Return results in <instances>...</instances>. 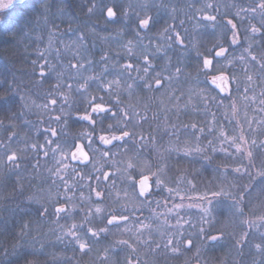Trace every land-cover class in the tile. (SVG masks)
<instances>
[{"label": "snow or ice", "instance_id": "6c2138e0", "mask_svg": "<svg viewBox=\"0 0 264 264\" xmlns=\"http://www.w3.org/2000/svg\"><path fill=\"white\" fill-rule=\"evenodd\" d=\"M88 2L90 6L87 8V12L89 14L94 15L96 12H100L101 15H104L106 13L107 20L109 21L118 20L121 17L129 18L128 13L122 5L109 4L105 0H88ZM53 7V3L48 2V0H45L38 10L35 9L32 0H0V33L6 36L12 33L18 18L25 19L26 26L29 28L34 21L37 24L43 21L46 25L51 20V17L55 15L52 11ZM141 7L144 9V14L136 15V37L140 36L139 30L150 31L155 23L154 18L148 15V6L145 4ZM213 7L214 5L211 2H207L201 8L196 9V11L200 13L202 21L212 22L213 25H216L217 16L206 12V9H213ZM58 11L61 15H64L63 9H58ZM172 11L175 12V9L173 8ZM216 11H219L218 7ZM241 12L258 14L260 26L257 27L254 24L248 25L244 30L246 46L243 47L240 55L235 57L231 55L230 49L232 46L241 45L240 25L234 22V19H243L240 16ZM234 19H228L226 24L223 25L224 44H228V47L217 43L214 46L217 49L214 51V55L211 52L205 54L198 53V55H202V58L197 65V77L195 80L197 87L195 90L192 88L188 89L189 98L185 103V108H187L192 103L194 93L199 102L204 105L205 111H210L208 108L209 100L216 103L218 107H223V100L220 98V94H224V99L232 101L230 105L232 116L229 117L227 112L224 113V119L228 120L231 129L229 130L225 125L220 124L214 112L211 113L210 120L205 122L203 126L192 122L185 124L183 127L192 129L191 136L195 141L194 145H190L192 151H201V137L203 136L204 139H207L208 146L213 150H215L217 143L221 144V150L223 151H227V149L223 148L224 143H227L229 147H234L236 153L240 154L241 159L246 156L249 164L254 168L255 164L253 160L256 157V153L264 150V139H261L258 143L255 137L250 138L249 134L245 132L243 124L239 120H236V105L238 98H243L244 100L251 99L254 102V96L248 95L254 83V76L258 75L261 83H264V0H256L254 6H250L249 8H241L234 14ZM173 33L174 35L169 34V28L164 27L158 33V36L161 40L170 42L167 45L169 48L173 44L182 46L184 41L180 33L175 32V29H173ZM229 33L231 34L230 43L228 40ZM17 34H14L13 38ZM52 35L54 34L50 33L49 46L52 43ZM78 40L82 45L85 37L81 35L78 37ZM257 46L260 49L259 55L256 54ZM122 47L123 56L128 59V62L120 63L119 60H116L115 63H112V58L107 54H102L100 57L104 65V72L109 70V64L115 70L111 79L105 78L103 72L90 74L76 88L82 102L86 105L83 108L84 114L80 115L79 119L88 122V130L81 132L69 142L58 133L56 128L49 126L43 130V144L31 143L27 145L28 148L35 150L37 154L43 152L45 157L49 156L48 149L51 148L56 167L55 169H48V171L55 175L64 186L62 199H57L52 204L54 215L57 223L65 217L71 221V223L60 225L61 234L57 236V240L64 242L67 237L69 238L68 243L74 246V250L78 248L85 254L91 251L92 245L97 243L101 237L106 239L109 235H115L116 233L123 235L134 230L138 233L139 237H142L144 235L143 230L149 229L150 223H145L136 213L143 211L144 208H148L154 215L147 219L150 221L158 220L159 217L155 215V210L152 207L153 198L156 196L162 197L163 205L160 200L155 201L156 208H159L161 206L166 207L169 200L174 201L175 197L180 196L177 181H169L167 179L165 172L167 166L166 157L163 153H159V148L156 147L155 134L152 132L145 134L143 131L141 121L147 122V115H141L131 103L125 106L126 102L123 93L126 92L128 94L129 100L137 94V90L141 92L144 90L153 93L159 92L161 96L169 93V98H171L174 95L173 83L179 82L182 76L186 77L184 67L178 63L171 65V67L165 65L158 71L154 66L155 53L164 52L166 55V49L160 44L156 45L152 54L148 53L147 48L138 50L133 40H128ZM120 55L121 53L117 52V56ZM40 56L43 57L44 53L41 52ZM168 59L170 63V58ZM87 63L91 65V59H88ZM237 63H239L241 72L243 73V80H241L240 75L236 72ZM40 67V75L43 77L45 76V72L43 71L44 65ZM71 67L76 68L77 72H79L80 69H85V64L82 62V59L78 58L77 63L72 64ZM253 69H256V71L253 72ZM201 75L204 77L205 82L214 85L219 90L215 96L207 94V88L199 87V77ZM93 81H95L96 85L95 94L89 90L90 84ZM59 86L58 83L57 87ZM68 91L69 93L72 91L71 84L68 85ZM61 95L64 97L63 104H67L72 109L69 96L63 92ZM261 96L264 97V91L261 92ZM0 99L7 100V97H0ZM179 99V97H176L177 101ZM57 102V99L50 100L52 105H56ZM260 104L264 105V99L260 100ZM43 107L47 108L48 105L45 104ZM72 110L80 111L79 108ZM176 110L177 112L180 111L178 103ZM63 111L64 109L61 107V112L63 113ZM261 111H264V109H261ZM53 119L60 122L61 116L57 115ZM2 123L0 121V124ZM171 127L176 129V131L169 134L177 135L179 131L177 126L172 125ZM248 128L251 131H259L261 135H264V119L258 122L257 129H252L251 123L248 124ZM48 133L56 139H49ZM14 135L15 133H12L9 136V141H11ZM208 136H212L213 139H208ZM52 145H55V147H51ZM147 147H152L159 154L161 163L155 165V171H153L151 166L144 168L140 165V160L142 159L140 149ZM0 148L4 149L3 155L0 156V166L9 167L10 170L21 166V161L24 158L23 154L27 150L26 148L13 150L10 144H3L2 142H0ZM168 151V149H165V152ZM185 154H188L187 150ZM228 154L232 155V153ZM116 156H123L125 159H109ZM5 160L7 163H5ZM105 164L115 170L106 171L104 169ZM234 171L240 173L241 169L237 167ZM117 173H119V176H117ZM245 173L249 176L250 182L259 178L258 183L264 185V164H262L255 174L247 167L245 168ZM77 177H79V181L95 180L97 183L94 186L92 184H82L79 183ZM117 179L121 181L120 186H117ZM55 182L53 180V183ZM184 183L190 182L184 180ZM85 187L89 189V194L85 196L84 192L80 191L77 197L76 191ZM246 188L247 186L240 189V193L237 194L235 202L232 205L235 212L240 215L244 214L242 204L245 197L252 195L251 192L246 191ZM113 191L117 193L114 199L112 195ZM261 191L264 192V188ZM121 193H123L125 198L131 200V210H129L128 204L121 200ZM213 194L220 195L221 193L217 192ZM57 195L60 196L61 194L58 193ZM34 199L33 196L28 197L30 202ZM180 199V203H173V208L176 210L174 215L177 217L178 228L183 223H188L180 215V210L184 207V197H180ZM77 200L79 203H77ZM109 200H112L115 205L111 210L106 206V202ZM35 203L40 204L37 211L41 216L49 214L48 205L41 203L39 199H35ZM191 206L190 204L189 207ZM202 211L208 213L209 209H203ZM169 213H172V209H169ZM261 220H264V217H261ZM245 222L247 223V221ZM28 228L29 225L27 223L23 224L20 234L27 235L26 230ZM200 233L206 239L213 242L220 238L205 231L203 227L200 228ZM178 234L191 247V239L183 237L182 232H178ZM246 237L247 233L241 236V240H244ZM261 240L262 243L256 244L255 247L257 252L264 255V235L261 236ZM116 242L131 249L132 252L136 251L128 239H118ZM144 242L147 243V241ZM237 243H240V241H237ZM165 246H172L174 252L178 251L171 239L166 241ZM107 260L108 257L105 254L102 257L101 264H107ZM8 264H11V261ZM24 264H34V261L25 256ZM126 264H132L131 259L126 260Z\"/></svg>", "mask_w": 264, "mask_h": 264}, {"label": "trees", "instance_id": "16d2710c", "mask_svg": "<svg viewBox=\"0 0 264 264\" xmlns=\"http://www.w3.org/2000/svg\"><path fill=\"white\" fill-rule=\"evenodd\" d=\"M198 1L148 0L145 3L148 6L147 12L149 16L154 18L155 23L150 31H146L144 37L149 38L152 34L154 38L159 37L158 33L164 27L183 29L185 36L192 44L193 42L188 33L192 34L194 42L199 39V35L206 33L207 35L204 38L199 39V47L191 50L190 57L193 62V58L194 60L199 59L198 53L202 54L207 49V52L213 54L212 49L217 50L214 48L217 44L215 40L207 41L212 36V30L218 29L223 32V25L226 24L228 19H234V14L237 11L241 8H249L252 3L256 2V0H205L214 5L213 9H207V13L217 16L218 25H214V29H211L209 24L205 27L193 28V30L189 27L186 29L184 22L187 18V20L193 21L201 20L199 12L196 11L199 8ZM43 2L45 0H32L37 10ZM48 2L53 3L52 11L55 13L48 24L45 25L43 21L37 24L34 21L29 28L26 26L25 19L18 18L12 33L7 36L0 33V97H7V100L0 99V121L3 122L0 124V142L10 144L13 150L27 149L23 154L24 158L21 161V166L12 171L9 169L4 173V175H7L6 183H9L10 187L7 190V198H10L11 201L22 197L18 193H20L21 188L23 190L25 184L28 187L25 188L23 197L27 199L34 194L41 197L42 190L48 186L46 185L48 179L41 178V174L38 173L43 169H55L56 163L52 157L51 148L48 149L49 156L45 157L43 152L37 154L35 150L27 147L31 143H44L43 130L45 128L49 126L56 128L58 133L70 142L81 132L88 130L87 121L79 119V116L84 114L83 108L86 105L76 91V88L84 79L78 77V73L85 77L90 74H99L95 72V69L104 68L100 57L102 54H106L108 43L111 44V50L116 54L113 58L115 60L121 58L117 56V52H119L117 46L119 44L124 45L128 40H133L138 50L144 49L138 47L140 42H136L135 31H132L130 22H125V25H123V28L126 29V38L121 41L118 36L115 39H109L111 42H108L107 28H111L112 31L118 33V27L121 25L115 27L108 25L106 13L104 15H101L100 12H96L94 15L89 14L87 12V8L90 6L88 0H48ZM105 2L122 5L128 13L129 19H133L132 23H135L137 12L144 11L141 6L145 5L142 2L136 5L138 3L136 0H105ZM126 4L128 5L127 9ZM135 6L136 8H134ZM217 7L218 12L216 11ZM173 8L175 12L172 11ZM58 9H63L64 15H61ZM240 16L243 19H234V22L240 25L241 45L232 46L230 49L231 55L235 57V54L239 55L243 47L246 46L244 30L248 25L260 26L258 14L241 12ZM183 17L186 19L182 21ZM64 18L70 19L71 23H64ZM123 20L125 21V18ZM50 33L54 34L51 37V46H49ZM14 34H17L15 38H13ZM81 35L85 37L82 45L78 40ZM161 43L160 40L143 42L144 46ZM204 45L206 48H203ZM225 46L227 47V45ZM259 51L260 49L257 46V55H259ZM41 52L44 53L43 57L40 56ZM78 58L87 64L84 71L80 69L77 72L76 68L71 67L72 64L77 63ZM88 59H91V65H88ZM125 59L127 58L125 57ZM165 64H169V60ZM41 65H44L45 76L43 77L40 75ZM156 67L158 68V64ZM195 70H197V67H193L192 64L191 74L187 73V75H195L193 73ZM74 78L79 79L74 80ZM58 83L59 87H57ZM69 84L72 85L70 93L68 91ZM95 87V81L91 82L89 90L94 94ZM62 92L69 96L72 109L79 108V112L73 111L67 104H63ZM50 99H57V104H50L47 108H44L43 106L46 102H50ZM61 107L64 109L63 113ZM57 115L61 116L60 122L53 119ZM12 133H15V135L9 141L8 138ZM47 136L49 139H56L51 137L50 133ZM51 147H55V145ZM21 171L26 173L29 179H22L21 184L15 187L12 183L20 180L18 176H20ZM47 173L52 174L48 170ZM69 179L71 178L69 177ZM43 180L45 181L44 185ZM50 180L52 183L53 180L56 181L53 186L56 193L61 194L59 197H62L64 192L63 183L53 174ZM77 180L79 181V177H77ZM6 183L2 184L3 189L6 188ZM79 183L89 184L88 180L79 181ZM80 191H83L85 196L89 194L88 188L85 187L76 191L77 197ZM40 202L42 203L41 199ZM39 207L40 204L31 202L6 204L0 201V264H8L9 261H11V264H24L25 256L33 260L34 264H87L84 257L80 255L82 252L79 249L75 248L74 250V246L68 242L57 240V236L61 234V229L60 225H57L60 223L56 222L54 209L49 208V214L41 216L37 211ZM25 223L29 225L26 230L27 235H21V226ZM45 239H52L53 242Z\"/></svg>", "mask_w": 264, "mask_h": 264}, {"label": "rangeland", "instance_id": "374dc122", "mask_svg": "<svg viewBox=\"0 0 264 264\" xmlns=\"http://www.w3.org/2000/svg\"><path fill=\"white\" fill-rule=\"evenodd\" d=\"M146 3L148 0H139V3ZM205 3H207L205 0H199L197 4L199 5V8H201ZM110 4H113V2H110ZM136 4V3H134ZM137 5V4H136ZM141 5V4H140ZM128 8V5L126 4V9ZM136 8V6L134 7ZM141 8V7H140ZM142 10V8H141ZM207 12V9H206ZM142 13V14H141ZM137 14L143 15L144 11H138ZM200 14V13H198ZM125 18V22H130L132 24L133 31L136 29L135 23H132L133 19H127ZM186 19L183 17L182 21ZM188 19V18H187ZM185 20L184 24L186 29L189 27L193 30V28L200 27V26H209L211 29H214V25L208 21H202V20ZM64 23H71L70 19L64 18ZM102 22V17H101ZM211 24V25H210ZM218 23H216V26ZM69 28V27H68ZM223 32L219 31L218 29L212 30V36L209 41L215 40V43H223ZM190 35V38L192 40V45L195 44L196 48L199 47L200 44H198L199 39L204 38L207 34L199 35V39H196V42H194L192 34L188 33ZM88 36V34H86ZM143 35H146V31L143 32ZM229 33V43L231 41ZM89 37V36H88ZM92 39V37H89ZM206 45V44H205ZM228 44H224V46ZM226 47V46H225ZM232 48V47H231ZM206 53L207 49H206ZM259 54V53H258ZM236 57L239 55L236 53ZM199 56V55H197ZM113 60V59H112ZM74 62V61H72ZM85 64V69L87 64ZM109 70L107 72H104L103 69H95V72L101 73L103 72V75L107 79H111L114 74V69L111 65L108 66ZM258 68V66H257ZM85 69H81L84 71ZM162 68H160L161 70ZM252 71H255L254 69ZM236 72L238 75H240L241 80L244 79L243 73H241V69L239 66V63H237L236 66ZM77 74V73H76ZM75 74V75H76ZM133 75H135L133 73ZM74 76V75H73ZM78 77L86 78L85 76H82L78 73ZM76 76V77H77ZM257 76V75H256ZM79 78H74V80H78ZM185 79L186 77L182 76L180 77L179 82L173 83V90L174 95L171 96V100L173 102V107L171 113H172V122L167 121L166 119V112H164V115H158V118H161L159 120V125L155 126L154 134L156 136V139H166L167 136H171L172 138H175L177 140L185 139L187 141H190L188 143V146L194 145L195 141L193 137L191 136L192 129L190 128H184L183 126L185 124H190L192 122L198 123L199 115L196 113H193V111L189 112L191 109V105H188L187 108H185V103L188 101L189 93L185 92L183 89L185 85ZM255 79V76H254ZM190 87L187 88V91L189 88H193L196 83L192 80L189 81ZM197 86V85H196ZM264 83H261L259 77H256L254 83L252 84L251 91L249 92V96L251 94H254V100L256 101V106L252 108L251 114H248L245 107H247L245 104H243L245 107L242 110L237 105V115L236 120H239L241 124H243L245 132L249 134L250 138L255 137L257 139V142L261 139H264V135H261L259 131H251L248 128V124L251 123L252 129L258 128V122L262 119H264V111H261V109H264V105L260 104V100L263 99L261 96V92L263 91ZM205 88V86L203 87ZM57 92V90H55ZM242 91V89H241ZM133 96L131 101H127L125 103V106H127L128 103H131L135 106L136 111L143 114L145 111L140 110L142 107L139 105L138 102L140 100L139 94ZM126 93V92H125ZM188 93V94H186ZM186 94V95H185ZM195 94L193 93V96ZM176 97H179V101L176 100ZM239 99V98H238ZM243 99V98H242ZM51 100V99H50ZM251 101V99H249ZM193 101V100H192ZM248 101V100H244ZM239 102L242 103L241 100ZM237 101V104L239 103ZM179 104L180 111L177 112L176 105ZM46 104L49 106L51 103L46 102ZM229 110H225V109ZM212 109V107H211ZM211 109L210 111H207V115L203 116L202 113V119L200 124L203 126V124L210 120L211 116ZM220 116L219 113H216L217 120H223L222 122H219L220 124L225 125L229 130L231 129V125H229L228 120L224 119L223 114L225 112L228 113V116H232V111L230 109V106L220 108ZM213 110V109H212ZM219 111V108H217ZM90 111V110H89ZM214 111V110H213ZM84 113V112H83ZM83 115V114H82ZM143 115H146L145 113ZM147 117H149L147 115ZM174 119V120H173ZM224 122V123H223ZM88 123V122H87ZM172 125H176L179 129L177 135H170L169 133L176 131V129L172 128ZM145 134L149 131L143 130ZM182 132V135L181 133ZM208 139H213L212 136H208ZM201 140L205 142V145L208 146L207 139H204V137H201ZM69 141V140H68ZM70 142V141H69ZM215 148H218L219 151H221V144L217 143L215 145ZM223 148L227 149V155L222 154L224 158H226L228 161H226V164L224 166L222 176H225L229 173L234 174V178H222L218 170L216 169V166L212 167L213 174L216 173L219 175V178L217 179H209L205 181V189L203 191L199 192V185L202 187L201 183L197 181L195 178L193 179H184L189 181L190 183H184V180H177L178 186H182L183 188H187V190H182L180 192V196L175 197V200L173 203H180L181 199L180 197H184L183 204L184 207L180 210V215L183 216L185 221H188V223H183L182 226L179 228L177 227V217L174 215L175 209L173 208L172 213L170 214L169 211L161 212L164 216V220L161 221L158 220H149L147 216L144 218H141L145 223H150V228L143 230L144 235L142 237L138 236V233L134 230L131 232H128L126 234L121 235L120 233H116L115 235H109L106 239L101 237L98 241H102L101 243L98 242V246H100L99 250H102L108 257L107 264H126V260L131 259L132 264H264V255H261L259 252H257L255 245L262 243L261 236L264 235V220H261V217H264V192L261 191L262 188H264V185H260L258 183V179L251 180L248 179V175L245 173V168L247 167L249 170L255 174L257 170H259L264 164V150L259 151L256 153V157L253 160V163L255 164V167L252 168L249 164V160L245 156L243 159H241L240 154L236 153L234 147H229L227 143L223 144ZM189 148H187L188 150ZM176 150V149H175ZM182 153H185L184 148L180 147ZM232 150V151H231ZM3 148H0V156L3 155ZM206 154L211 155L212 157L216 154L214 150L212 151L211 147L206 148ZM177 152H175L176 154ZM228 153H232V157H234L235 161L237 163H234V167L231 165V161L233 159L229 158L230 155ZM178 155L185 156L181 153ZM59 158V157H57ZM207 158L210 157L207 155ZM231 160V161H230ZM5 163L6 160H5ZM99 167V165H97ZM239 167L241 169L240 173H237L234 171L235 168ZM145 168V167H144ZM9 167H3L0 166V201L5 202L6 204H13L15 202H29L30 201L23 197L25 188L28 186L25 184L23 187V190L21 188L20 195L22 197L17 198L15 201L9 200L10 198H7V190H9V183H6L7 175L5 171L9 170ZM48 170V169H47ZM47 170L43 169L40 173L41 178H47L48 179V185L46 188L42 190L41 197H39L37 194H34L33 197L35 199H41L43 204L48 205L50 209H53L52 204L55 203L57 199H62V197H59L55 191V188L53 186V183L51 182L50 178L52 174L47 173ZM12 171V170H10ZM70 171V169H69ZM197 170H192V173H197ZM20 176L17 181H14L12 184L15 187H18L21 184V180H28L29 176L26 173H23V171L20 172ZM118 176V175H117ZM43 180V185H44ZM6 183V188L3 189L2 184ZM89 183V181H88ZM11 186V184H10ZM247 186L246 191L251 192V196H246L244 203L242 204V207L244 209V214L240 215L235 212V210L232 208L233 203L235 202V198L238 193H240V189ZM203 188V187H202ZM89 190V189H88ZM221 193L220 195H214L213 193ZM70 194V193H69ZM122 194V193H121ZM120 194V195H121ZM71 195V194H70ZM7 198V199H6ZM206 198V199H201ZM35 199L31 203H35ZM9 200V201H8ZM122 200V199H121ZM123 202L127 203L129 206V209L132 207V203L130 199L122 200ZM51 202V203H50ZM77 203L79 201L77 200ZM192 205L189 207V205ZM203 209H209L208 213H204ZM2 213V212H1ZM18 213V212H17ZM9 215V211H8ZM7 215V217H8ZM158 216V214H156ZM153 214L150 216L152 217ZM160 217V216H159ZM169 220L171 223H168ZM62 221V222H61ZM233 228H229L231 226ZM247 221V223L245 222ZM57 225L71 223V221L65 217L61 219ZM139 227V226H137ZM168 227L170 228L168 231ZM203 227V229L207 232H210L212 235H217L220 237L217 241L213 242L208 239H206L201 233L200 228ZM233 229V231L228 232V230ZM49 232V231H48ZM178 232L183 233V237H189L192 241L191 247L183 241V238L181 235L178 234ZM224 232L226 235H230L232 238H227L228 242H231V247L234 250V256L233 253L230 256V249L224 247L223 250H226L225 253L229 250L227 254H225L227 257H224V259L219 260L216 258L215 251L219 248V243L223 241V245H225V236L222 233ZM247 233V239L246 242L249 241L250 246V256L251 260L249 259L247 262V258L244 259L242 257V240L241 236L243 234ZM228 237V236H227ZM118 239H128L129 242L133 245V247L136 249L135 252H132L131 249L127 248L126 246L118 244L116 241ZM171 239L173 241L174 246L178 249V251H173L172 246H165L166 241ZM46 241L53 242V240L45 239ZM144 241H147L145 243ZM237 241H240V243H237ZM251 243V244H250ZM78 249V248H76ZM93 249V248H92ZM88 251L87 254L83 253L80 254L84 259L87 261L88 255L92 253V250ZM107 250V251H106ZM205 251V252H204ZM244 251V250H243ZM246 251V250H245ZM204 253V254H203ZM206 254H208L206 256ZM212 254V255H211ZM224 255V256H225ZM7 258V257H6ZM5 258V259H6ZM246 262V263H245Z\"/></svg>", "mask_w": 264, "mask_h": 264}, {"label": "flooded vegetation", "instance_id": "af4514ba", "mask_svg": "<svg viewBox=\"0 0 264 264\" xmlns=\"http://www.w3.org/2000/svg\"><path fill=\"white\" fill-rule=\"evenodd\" d=\"M136 1L139 2V0H136ZM254 4L255 3H252L251 6H254ZM137 5H138V3H137ZM123 19H124V17H121L120 19L113 20V21L107 20L108 25H111V27L121 25L118 27V31H119L118 33L112 31L111 28H107L106 33H107L108 42H111L110 40H112L113 38L115 39L118 36L120 37L121 41L123 38H126V29L123 28V25H125V21ZM173 29L174 28L169 29V34L174 35ZM134 31H136V29ZM139 31H140V36L136 37V40H137L136 42H138V43L140 42V44H138V47H140L141 49L147 48L148 53L152 54L154 52V49H155L157 44H154V45L147 44L146 46H144L143 42L144 41L148 42L150 40H160V41H162V43L160 45H163L164 48L166 49V55L164 52L155 53L154 66L156 67V65L158 64V68L156 67V69L158 71L160 70V68H163L165 65H168L170 67V65H175V64L179 63L182 67H184V71H185L187 79H185V85L186 86H184L183 89L185 90V92H188L187 88L190 87V85H188L189 81L192 80L195 82L196 77H197V70H195L193 72L195 75H187V73L191 74L192 64H193V67L194 66L197 67L199 61L202 58V55H199V59L194 60V58H193V62H192L191 57H190V53H191V50L193 48H196V46H195V44L192 45L189 42V40L185 36L184 30L183 29H175V32L180 33V35L184 41L183 45L181 46V45L173 44L172 47H170V48L167 46L168 43H170V42H166L164 40H161L160 37L154 38L153 34L149 38H146L143 35V32L145 30H139ZM121 34H122V36H121ZM122 46H123L122 44H119L117 46L119 48L118 49L119 52L121 53V55H120L121 58H120V60L119 59L118 60L120 61V63H125V62H128V59H125V57L123 56V47ZM203 48H206V46L204 45ZM214 51L215 50L212 49L213 55H214ZM205 52H206V50H204L202 52V54H205ZM106 54L109 55L112 59L116 55L114 53V51L111 50V44L110 43H108ZM168 58H170V63H169L170 65L165 64L167 62V60H169ZM115 62H116V60L113 59L112 63H115ZM160 62H161V65H160ZM109 65H111V64H109ZM254 70L256 71V69H254ZM255 71H253V72H255ZM256 77H259V76L258 75L255 76V79H256ZM255 79H254V81H255ZM199 80H200L199 87L203 88L205 86V88H207V90H208L207 94L215 96L219 92V90L216 89L214 85H211L210 83L205 82L204 77L202 75L199 77ZM196 87L197 86L194 85V87L192 89L195 90ZM263 91H264V87H263ZM138 94L140 97V100L138 102V107H139V105H141L140 107H142V108L140 110L145 111L144 113L149 116L147 122L141 121V124L143 126V130L145 129V130L153 133L155 130V126L159 125V120L161 119V118H158V115H160V114L164 115V112H166V114H168V115H166V118H167L166 120L170 122L169 124H171V122H172L171 118L173 116L171 113V111H173L172 110L173 102L170 101L171 98H169V96H170L169 93H166L165 95L161 96V93H159V92L153 93V92H147V90H144L143 92L139 91ZM186 94H188V93H186ZM123 96L125 98V102H126V100L131 101V99H134V98H131L129 100L127 93H123ZM251 96H254V94H251ZM220 98L223 100V107H228L231 105L232 101L230 99H224V94H220ZM233 98L237 99L236 97H233ZM263 99H264V97H263ZM192 100H193L192 103L189 104V105H191V107H190L191 110L189 112L193 111V113H196L199 115L198 124L201 125L202 123L200 124V122H201V120H203L202 119V113L204 112L203 116H205V115H207V111H205L204 105L199 102V99L195 95L192 96ZM239 100H241L242 103L239 102ZM161 101H163V103H161ZM237 101L239 102L237 105L241 110L245 107L243 105V104H245L247 106L245 108H246L248 114H251V110L253 107L256 106L255 103L257 100H254V102H253V100H251V101L248 100L246 102V101H244V99L239 98V99H237ZM145 105H147V107H145ZM237 105H236V107H237ZM211 107L214 111L211 109ZM223 107H218L217 104L212 102L211 100H209V102H208V108L211 109L212 112L219 113L221 110L220 108H223ZM217 108H219V111L217 110ZM225 110H229V109L227 108ZM242 112H243V110H242ZM143 114H141V115H143ZM219 116H220V113H219ZM223 116H224V114H223ZM222 121L223 120H220L219 122H222ZM203 122H204V120H203ZM180 133L182 135V132H180ZM189 142L190 141H187L185 139L177 140L175 138H172L171 136H167L166 139H156V147L159 148V153H163L166 157V165L167 166L165 168V172L167 174V179L169 181L176 180V179L177 180H181V179L184 180V179H188V178L191 179V177L193 179L195 178L197 181H199L201 183V185L203 187L202 188L199 185V188H201V189H199V192H200V191H203L205 189V181L206 180L217 179V178H219V175L222 178H226V179L231 178V177L234 178L236 176V175L234 176V174H232V173H229L225 176H222L223 171H221V170L224 169L226 161H228V160L226 158H224V156H222L221 153L223 152L222 154L227 155L228 150L227 151H223V150L219 151L218 148H215L214 151L216 153L218 152L220 154H216L212 157L211 155L206 154V152H207L206 148L208 146L205 145V142L203 140H201V151L200 152L192 151L191 147L188 146ZM180 147H183L185 152H186L187 148H189L187 150L188 154L179 152V151H181V150H179ZM165 149H168L169 151L165 152ZM212 151H213V149H212ZM140 152L142 154V159L140 160L141 167L147 168V167L151 166L153 168V171H155V165L158 163H161L160 158H159V154L152 147L142 148V149H140ZM175 152H177V153L175 154ZM179 153H181L185 156L178 155ZM207 155L210 157L209 159L207 158ZM229 158L233 159L232 161L231 160L230 161H231V165L234 167V163L236 164L237 161H235L234 157H232V156H230ZM109 159L123 160L125 158L123 156H116V157H110ZM73 163H75V162H73ZM214 166H216V169L218 170L219 175H217L216 173L213 174L212 167H214ZM104 169L106 171H114L115 170L114 168H110L109 165H107V164L104 165ZM192 170H197L198 172L192 173ZM117 175L119 176V173H117ZM248 179H250V178L248 177ZM96 183L97 182L95 180L89 181V184H92L93 186ZM150 183H151V181H150ZM120 184H121V181L119 179H117V186H120ZM178 188H179V191H182V190L188 191V189L186 187L183 188L182 186H178ZM92 195L94 198V193ZM112 195H113V199H114L116 197L117 193L115 191H113ZM165 195H167V193H165ZM120 198L122 200H126L123 193L120 195ZM141 199H143V198H141ZM156 200H160L162 205H163V199L160 196L154 197L152 207L155 210V215L158 214V217L160 216L159 219L164 222L165 221L164 216L162 215L161 212L169 211V209L173 210V202L174 201L169 200L166 207L161 206L159 208H156V205H155ZM106 206L109 208V210H111L115 205L113 204L112 200H109L106 202ZM137 207H139V205H137ZM129 210H131V208ZM152 214L154 215V213L152 211H150L148 208H144L143 211H138L136 213V215L139 216L140 219L144 218L145 216L150 217ZM167 221H168V223H171L169 220H167ZM229 228H233L232 221H231V226ZM169 229L170 228L168 227V231H169ZM230 231H233V229L228 230V232H230ZM219 233H222L225 236L224 238H225L226 243H225V245H223V241H221L218 245L219 248H218V250L215 251V253L217 254L216 258L219 260H222V259H224V257H227L225 254H227L229 252V250H228L225 253L226 250H223L224 247L226 246V244H227V246H226L227 249L229 247H231V242H228L227 238H232V237H230L231 234L226 235V233H224V232H219ZM68 239L69 238L66 237L64 241L68 242ZM246 239H247V237L244 240H242V246L243 247L241 250H242V257L244 259L247 258L246 260L248 262L249 259L251 260V258H249L250 246H249V241L246 242ZM98 242L101 243L102 241L101 242L98 241ZM98 242L92 245L93 251H92V253H90V255H88L87 264H101L102 257H104V252L102 250H99L100 246H98ZM101 244H103V243H101ZM232 253L234 256V250L231 247L230 256L232 255ZM207 255L208 254H206V256Z\"/></svg>", "mask_w": 264, "mask_h": 264}]
</instances>
